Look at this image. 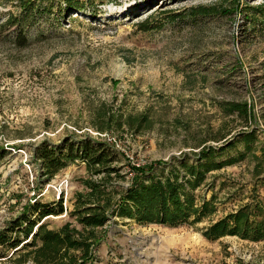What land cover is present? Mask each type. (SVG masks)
Wrapping results in <instances>:
<instances>
[{"label": "rangeland", "instance_id": "374dc122", "mask_svg": "<svg viewBox=\"0 0 264 264\" xmlns=\"http://www.w3.org/2000/svg\"><path fill=\"white\" fill-rule=\"evenodd\" d=\"M34 1L38 13L26 16L18 0H0V229L35 200L62 195L65 212L49 227L73 221L86 163L70 160L47 180L35 150L92 137L121 154L118 190L143 170L174 173L198 206L211 200L216 211L176 224L114 215L88 264H264V241L203 235L247 204L264 211V0ZM231 101L247 102L254 120L226 112ZM121 115L130 125H118ZM204 147L213 150L201 159ZM182 161L196 172L201 163L204 177L189 183ZM10 256L0 264H31Z\"/></svg>", "mask_w": 264, "mask_h": 264}, {"label": "trees", "instance_id": "16d2710c", "mask_svg": "<svg viewBox=\"0 0 264 264\" xmlns=\"http://www.w3.org/2000/svg\"><path fill=\"white\" fill-rule=\"evenodd\" d=\"M18 2L26 16L38 13L34 0ZM69 4L71 5L70 2ZM69 4L67 5L70 6ZM199 11L205 14L216 12L217 9L202 8ZM19 36L21 45L27 43L23 31H20ZM224 108L229 114L243 117L246 122L254 120L253 109L247 102L231 101ZM123 117L124 115H121V119L116 120L118 125H130L132 117L127 116L124 120ZM108 119L112 121L113 115L109 114ZM140 120L147 121V118L143 116ZM96 127L100 132L109 128L104 125ZM250 137L246 135V139ZM230 143L232 144L231 141ZM203 149L201 159L207 157L213 147ZM6 153L7 150L0 145V157ZM35 156L39 162V171L47 180L58 174L70 160L81 159L90 173L88 178L83 179L86 189L75 194L74 209L68 213L74 220L65 222L57 229L50 228L47 219L51 215L65 212L63 195L59 201L42 202L37 199L28 204V210L0 229V258L7 257L11 252L9 258L15 256L19 263L88 264L93 259L95 243L100 240L97 238V230L106 225L114 215L176 224L192 217L194 222H200L216 211V206L211 200H205L198 206L193 198L187 195V186L180 182L178 174L174 173H169L162 179L152 172L147 176L148 170H143L127 190H118L114 175L121 176L116 165L121 159V154L105 140L92 137L76 140L66 137L58 144L44 140L36 148ZM179 164L189 169L191 167L188 161ZM201 165H192L195 167L193 170L197 168L198 171L190 169L189 173L194 180L188 178L189 183L196 180L199 182L204 177V173L199 169ZM153 168L152 166L149 171H153ZM172 170L176 172L175 168ZM142 177L144 179H141ZM147 178L149 183L145 180ZM262 213L264 214V211L259 205L247 204L210 225L203 231V235L211 240L231 235L256 242L264 241V215L259 216Z\"/></svg>", "mask_w": 264, "mask_h": 264}, {"label": "water", "instance_id": "95a60500", "mask_svg": "<svg viewBox=\"0 0 264 264\" xmlns=\"http://www.w3.org/2000/svg\"><path fill=\"white\" fill-rule=\"evenodd\" d=\"M48 218H50V217H48Z\"/></svg>", "mask_w": 264, "mask_h": 264}]
</instances>
